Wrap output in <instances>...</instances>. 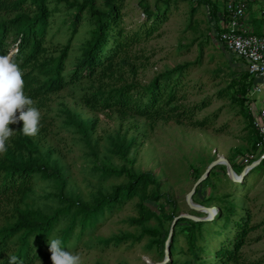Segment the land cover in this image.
Masks as SVG:
<instances>
[{
  "label": "trees",
  "instance_id": "16d2710c",
  "mask_svg": "<svg viewBox=\"0 0 264 264\" xmlns=\"http://www.w3.org/2000/svg\"><path fill=\"white\" fill-rule=\"evenodd\" d=\"M182 1L210 5L212 19L217 25L223 18L225 27H216L217 40L223 45L220 35L227 29L228 0H224L226 6L222 13L211 0H156L153 7L147 0H141L139 5L144 20L135 31H129L125 26L126 0H103L102 3L98 0H0V55L14 54L24 73L23 91L34 101L36 108L51 95L69 90L95 112L115 111L122 118L133 116L152 123L173 121L193 128L212 129L217 115L197 118L212 105V100L188 103V76L193 68L201 65L208 41L202 43L195 61L166 70L147 85L128 82L120 74L121 67H129L128 53L158 36L170 20L172 5ZM77 39L80 44L76 49L74 42ZM228 70L229 83L219 91V98H229L239 106V114L248 123L250 136L255 138L253 151L263 155L264 146L254 125L256 117L249 108V93L256 79L246 69L237 71L228 66ZM221 73L222 69L216 71V75ZM68 122L97 154L98 144H92L96 121L69 119ZM9 127L15 133L8 141L7 152L0 154V217L5 218L0 224V264H8L10 255H16L23 264H37L38 260L47 263L51 260L50 239H60L62 247L71 251L85 237L95 234L109 216L136 198L139 200V217L130 218L129 222L138 226L140 232L115 235L101 241V245L118 248L149 238V249L156 245L165 247L169 237L165 225L172 223L177 215L169 212L164 203L170 206L174 203L161 192L162 182L153 173L137 172L133 168L130 155L137 144L135 137L118 134L111 139L109 153L124 164L119 167L103 164L94 172L100 182L123 181L107 192L98 191L87 202L70 191L66 173L53 160L51 152H42L39 141L23 135V127L17 123ZM224 129L215 131L223 134ZM257 168L264 173V159L251 171ZM211 175L201 184L211 183ZM41 184L49 187L45 198L50 203L36 206L31 201ZM198 197L204 198L199 193ZM231 197L213 194L203 199L208 200V204L200 205L217 206L218 212L211 221L195 222L185 218L177 221L169 244L170 260L165 264L241 262L242 249L260 225L253 223L249 209L238 206ZM148 203H158L159 212ZM151 221L156 225H149ZM181 236L186 242L185 250L179 245ZM210 248L214 250V261L206 257ZM182 252L185 259L177 257Z\"/></svg>",
  "mask_w": 264,
  "mask_h": 264
},
{
  "label": "rangeland",
  "instance_id": "374dc122",
  "mask_svg": "<svg viewBox=\"0 0 264 264\" xmlns=\"http://www.w3.org/2000/svg\"><path fill=\"white\" fill-rule=\"evenodd\" d=\"M103 0H98L102 3ZM141 0H126L125 26L129 31L139 29L144 20ZM156 0H147L153 7ZM222 13L225 10L224 0H211ZM170 20L164 25L158 36L143 43L128 53L129 67H121L122 79L147 85L156 75L174 68L175 66L193 62L199 56L203 42L202 63L193 68L189 80V100L193 104L203 99H211L212 105L201 112L197 118L217 115L212 129L193 128L187 124L159 121L152 123L145 118L129 116L122 118L118 112H95L84 106L78 95L69 90L55 93L43 101L38 110L41 121L38 133L33 136L39 141L42 152H51L54 161L66 173L69 188L75 195L90 202L98 191L107 192L122 179L100 182L95 169L103 164L122 166L124 162L109 153L111 139L118 134L137 139L136 147L132 150L130 159L137 172H151L162 182L161 192L167 194L174 206L164 203L169 212L177 216L192 215L196 218H208L209 214L192 210L186 202L197 181L206 173L210 164L219 158L229 160L232 167L240 175L262 155L253 151L255 138L250 136L248 123L239 113V106L229 98L220 99L219 91L228 86V66L237 71L245 70L243 62L226 51L217 40L216 27L223 29L225 22L217 25L212 19L210 5L199 6L195 1L179 2L172 5ZM193 10H196L193 15ZM192 22V27H190ZM80 40L74 42L78 48ZM222 69L223 73L216 75ZM135 72L136 74H133ZM249 93V108L255 117L263 106V94L253 97ZM69 119L87 122L96 121L92 133V144H98L97 154L85 143L82 134L71 125ZM23 127V122L17 123ZM224 129L223 134H217L215 129ZM211 175V174H210ZM209 175V176H210ZM211 183L200 184L192 196L194 205L208 204L211 195H231L238 205L249 209L253 215V223L259 228L252 232L248 244L242 249L241 262L236 264H264V173L261 168L254 169L241 181H232L225 165L214 168L210 178ZM49 187L41 184L34 195L36 206L50 203L45 196ZM198 193L204 196L199 199ZM138 199L126 204L99 226L92 236L71 250L80 254L82 264H156L165 256V247L156 245L149 249V238L138 244H123L120 247H105L101 241L124 233L138 234L140 228L129 222L130 218L139 217ZM159 212L157 203H148ZM202 206V205H201ZM206 207V206H204ZM209 208L217 206L212 205ZM5 221L0 217V224ZM172 223H166L170 231ZM149 225H156L151 221ZM215 242L217 240H214ZM219 241V240H218ZM179 245L186 249L184 237H180ZM213 248H210L207 260L214 261ZM185 259V253L177 256ZM165 258V257H164ZM163 261V260H162ZM52 264L51 260L47 263ZM235 264V263H232Z\"/></svg>",
  "mask_w": 264,
  "mask_h": 264
},
{
  "label": "clouds",
  "instance_id": "9594fccd",
  "mask_svg": "<svg viewBox=\"0 0 264 264\" xmlns=\"http://www.w3.org/2000/svg\"><path fill=\"white\" fill-rule=\"evenodd\" d=\"M23 75L12 52L0 55V154L7 152L8 141L15 133L10 124L22 121L25 136H35L39 131L41 113L23 91ZM48 250L52 264H82L80 254L65 250L58 238L49 240ZM8 264H23V261L16 255H10ZM37 264H40L39 260Z\"/></svg>",
  "mask_w": 264,
  "mask_h": 264
},
{
  "label": "built area",
  "instance_id": "2783aa9c",
  "mask_svg": "<svg viewBox=\"0 0 264 264\" xmlns=\"http://www.w3.org/2000/svg\"><path fill=\"white\" fill-rule=\"evenodd\" d=\"M251 0H228L227 29L221 33L220 41L229 53L244 61L246 70L260 83L254 85L253 97L264 95V36L250 35L244 28V19ZM254 125L264 146V96L263 106Z\"/></svg>",
  "mask_w": 264,
  "mask_h": 264
},
{
  "label": "water",
  "instance_id": "95a60500",
  "mask_svg": "<svg viewBox=\"0 0 264 264\" xmlns=\"http://www.w3.org/2000/svg\"><path fill=\"white\" fill-rule=\"evenodd\" d=\"M264 159V153L263 155L261 156V158L255 162H253L249 167H247L240 175H238L231 163L229 162V160L225 159V158H219L218 160L212 162L210 164V166L208 167L206 173L197 181V183L194 185L192 191L190 193H188L187 195V198H186V202L188 204V206L190 207V209L192 210H197V211H202V212H206L209 214V217L208 218H196L192 215H188V214H182V215H179L177 217L174 218L172 224H171V227H170V231H169V237L166 241V249H165V258L163 261L159 262V263H156V264H165L167 263L169 260H170V256H169V244H170V241H171V238H172V235H173V231L175 229V225L177 223V221L181 218H185V219H189V220H192V221H195V222H203V221H211L214 216L216 215V209L215 208H209V207H204V206H201V205H194L192 203V196L194 195V193L196 192V189L198 188V186L204 181L206 180L211 171L218 165H225L226 168H227V172H228V176L229 178L232 180V181H241L254 167H256L258 164L261 163V161Z\"/></svg>",
  "mask_w": 264,
  "mask_h": 264
},
{
  "label": "crops",
  "instance_id": "0c3cea01",
  "mask_svg": "<svg viewBox=\"0 0 264 264\" xmlns=\"http://www.w3.org/2000/svg\"><path fill=\"white\" fill-rule=\"evenodd\" d=\"M244 28L250 35L264 36V0H251L244 19ZM256 83L260 81L256 80ZM259 113L260 111H257L256 116H259Z\"/></svg>",
  "mask_w": 264,
  "mask_h": 264
}]
</instances>
